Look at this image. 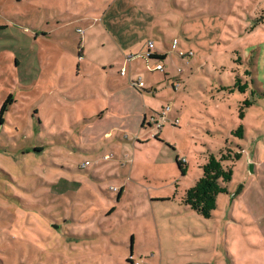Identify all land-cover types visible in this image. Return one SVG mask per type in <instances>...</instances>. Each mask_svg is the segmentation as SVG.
Segmentation results:
<instances>
[{
    "label": "rangeland",
    "instance_id": "obj_1",
    "mask_svg": "<svg viewBox=\"0 0 264 264\" xmlns=\"http://www.w3.org/2000/svg\"><path fill=\"white\" fill-rule=\"evenodd\" d=\"M147 41L164 72L141 56ZM109 46L134 57L146 106L173 102L168 140L145 125L138 145L116 115L99 132L92 117L129 71L100 65ZM8 95L0 264H264V0H0V107ZM223 148L242 157L204 219L181 197Z\"/></svg>",
    "mask_w": 264,
    "mask_h": 264
},
{
    "label": "crops",
    "instance_id": "obj_2",
    "mask_svg": "<svg viewBox=\"0 0 264 264\" xmlns=\"http://www.w3.org/2000/svg\"><path fill=\"white\" fill-rule=\"evenodd\" d=\"M150 40V39H149ZM154 46L155 49L157 51V54L159 56H165L164 59H166L167 57V53L165 52V50L163 49H157L156 47V42H154ZM111 46H109L108 48V54L110 56H106L105 60L100 62V65L105 68V66L108 65L109 62H111L112 60H122L123 65L128 67V75L126 76V74L124 76H121L124 82H122L121 84H118V87H116L113 91H110L108 93V95L106 96V103L104 104V110H101L97 115H94V118L97 122V127L99 129V132L103 133V136L107 137L111 134V132L115 129L113 128V126H111L109 128V126H107L106 124H103L104 120H109L111 118V116L116 115V117H119L120 119H125L128 118L125 122L128 123L126 128L130 130V133L133 134L134 137H137V144L138 145H142L145 144L143 139H139L138 136L140 135V131L142 130V128L147 125L149 126V117L153 116L155 113V111H152L151 109V105L146 106L144 103H147L146 101L149 100L145 95L150 93L151 90L149 89V87H147L145 85V83L143 82L144 86L143 87H137L136 86V82L134 81L135 76H134V71H132V67L131 64L133 62H127L126 58L127 56H130L129 54L124 53V51L121 49V47H113L111 48ZM101 50V48H100ZM98 55H102V52H99ZM156 62L157 63H161L163 61L160 60H149V62ZM122 65V66H123ZM154 67V66H153ZM151 67V69L153 68ZM122 68V67H121ZM164 70V69H163ZM164 72V71H163ZM139 77V76H138ZM130 82V84H129ZM115 82H111V85L114 86ZM170 104L171 105V112L170 114L172 116H170V119H175L178 118V115L173 113V102H169L167 103V105ZM161 109L162 104H160ZM103 108V107H102ZM175 108V106H174ZM117 112V113H116ZM179 119V118H178ZM181 120V119H180ZM104 121V122H106ZM150 127V126H149ZM175 127V126H174ZM174 127H171L174 129ZM152 134L150 133L149 137L150 140H153L155 143H161V140H168L166 138L167 133L164 131V127L160 130V132L157 134L156 138L152 137ZM134 142V145H135ZM106 158V156H105ZM176 158H179V156H177ZM184 168L186 170V166L184 164ZM182 205V204H181ZM184 207V206H183ZM186 209V208H185ZM132 254V253H130ZM155 252H151L152 255V259L155 258ZM156 264V263H154Z\"/></svg>",
    "mask_w": 264,
    "mask_h": 264
},
{
    "label": "trees",
    "instance_id": "obj_3",
    "mask_svg": "<svg viewBox=\"0 0 264 264\" xmlns=\"http://www.w3.org/2000/svg\"><path fill=\"white\" fill-rule=\"evenodd\" d=\"M164 58L165 56L161 57L156 55L152 57L151 60L163 61ZM239 80V78H236L233 85L238 91L243 92L246 86L241 85ZM12 103L13 99L11 95H8L0 107V125L3 124L4 115L8 110V106ZM244 103L247 106L251 105V102L247 100H245ZM242 116V114L239 115V117ZM232 133L238 137H242L243 128L239 126L238 129L232 131ZM218 154L217 157L212 153L208 154L204 164L201 165V177L192 187L186 189L181 197V204L184 208L188 211L197 213L204 219L211 217L212 211L216 208V199L218 195H230L228 184L231 181L232 170L229 166H225L224 163L238 161L242 157L241 149L232 150L230 148H223ZM175 163L181 173H185L184 164H182L178 158L175 159ZM119 197L120 191L118 192L117 199H119ZM131 262L130 259L127 260L128 264H131Z\"/></svg>",
    "mask_w": 264,
    "mask_h": 264
},
{
    "label": "built area",
    "instance_id": "obj_4",
    "mask_svg": "<svg viewBox=\"0 0 264 264\" xmlns=\"http://www.w3.org/2000/svg\"><path fill=\"white\" fill-rule=\"evenodd\" d=\"M190 54H191V52L189 53V55ZM156 55H158V54H157V51L155 49L154 42L153 41H147L146 45H145V51H144V53L141 54V56L146 61H149V60H151L152 57H154ZM133 59H134V57L130 55V56H127L126 61L130 62ZM152 70L163 72V66L161 63H157L152 68ZM120 75L124 76L125 72L123 70H121ZM134 81L136 82V86L138 88L144 86L142 79L140 77H137V78L135 77ZM172 87H173V89H175L177 87V85L175 87H174V85H172ZM170 112H171V105L168 104L158 114H154L153 116L150 117L149 126L152 127L154 130L152 137H156L157 134L160 132V130L162 129L163 123L166 121L167 117H169ZM171 123L173 126H176V125H178L179 121H178V119H174ZM178 160L182 164H185L184 158H180V159L178 158ZM87 165H88V162H85L82 167H86ZM131 264H141V262L132 261Z\"/></svg>",
    "mask_w": 264,
    "mask_h": 264
},
{
    "label": "water",
    "instance_id": "obj_5",
    "mask_svg": "<svg viewBox=\"0 0 264 264\" xmlns=\"http://www.w3.org/2000/svg\"><path fill=\"white\" fill-rule=\"evenodd\" d=\"M249 173H250V174L253 173V165H252V164L249 165ZM231 197H232V196H231Z\"/></svg>",
    "mask_w": 264,
    "mask_h": 264
}]
</instances>
